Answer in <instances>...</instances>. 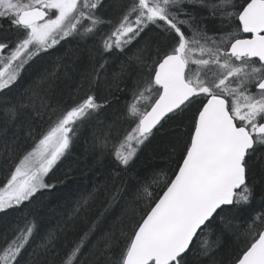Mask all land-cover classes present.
I'll return each instance as SVG.
<instances>
[{
	"label": "snow or ice",
	"instance_id": "snow-or-ice-1",
	"mask_svg": "<svg viewBox=\"0 0 264 264\" xmlns=\"http://www.w3.org/2000/svg\"><path fill=\"white\" fill-rule=\"evenodd\" d=\"M189 4L206 8L229 24L238 23L218 37L209 36L186 9ZM102 6V0H0V18L8 19L21 32L15 47L0 59V93L16 82L26 64L60 40L99 36V26L110 23L93 11ZM85 20L87 24L82 23ZM149 24L163 30L165 44L157 45L147 58L145 49L129 58L147 69L127 105L129 128L113 143L110 130L114 124H109V131L97 137L98 145L101 149L111 145L115 160L127 168L140 146L166 126L176 124L186 131L171 133L168 159L175 165L172 175L157 173L125 205L122 216L129 214L131 230L120 229L125 243L119 255L113 252L119 246L114 231L100 237L97 244L102 243L105 264H188L189 255L197 249L200 256L210 257L219 247V237L212 242L202 237L214 228L221 234L239 231L237 238H244L234 264H264V213L253 215L249 209L254 193L249 178L257 159L264 161V0H133L112 31L100 37L103 62L99 69L108 63L104 54L123 52ZM7 47L0 43V53ZM127 68L122 64L114 78ZM99 75L97 70L90 84ZM253 85L258 91H251ZM38 100L43 103L34 93L29 103L21 100L2 109L0 136L12 127L14 137L22 133L33 143L0 188V212L54 187L45 178L70 154L81 129L99 120L105 106L86 94L58 115H49L47 129L34 136L35 129L21 110L35 109ZM11 155V147L5 144L0 159L10 161ZM96 191L76 202L70 220L89 210ZM120 197L117 187L66 254L64 264H81L85 250L97 247L92 236ZM246 216L250 218L240 229L236 222ZM37 227L33 221L19 229L0 249V264H20L18 257ZM58 238L55 231H49L33 254L52 253Z\"/></svg>",
	"mask_w": 264,
	"mask_h": 264
},
{
	"label": "trees",
	"instance_id": "trees-1",
	"mask_svg": "<svg viewBox=\"0 0 264 264\" xmlns=\"http://www.w3.org/2000/svg\"><path fill=\"white\" fill-rule=\"evenodd\" d=\"M118 2L116 5L113 4V0H102L103 6L93 11L102 17L100 9L108 6L111 15L102 18L104 20L110 18L115 22L120 12L128 8L133 0H118ZM193 15L198 16L196 19L202 26L205 24L208 30L211 29L212 34L217 37L221 35V27L216 24L218 19L211 18L206 8H198L197 13ZM85 22L88 23L87 20ZM218 23L224 24V22ZM103 29L107 30V27ZM20 36L21 32L8 19L0 18V43L8 45L0 53V59L9 54ZM84 37H76L81 41L78 43L72 40L65 44L64 42L69 39L60 40L47 52L34 57L25 65L16 82L0 93V97H3L0 99V117H2L4 107L10 104L18 105L21 100L29 103V98L33 97L34 93L43 98V103L37 101L35 109L29 107L21 110L26 114V122L35 129L34 136H38L47 129L51 123L48 119L49 115H58L60 110L84 98L86 94L94 95L98 103L105 105L99 120L92 121L91 128L78 141V149L74 154L75 159L63 157L52 174L46 178L47 182L53 184L54 187L42 190L30 201L18 207L0 212V249L4 248L7 241H10L28 222L34 221L38 226L30 244L18 257L20 264H64L66 254L103 210L112 191L117 187L121 189L119 203L105 214V219L98 226L91 242L97 244L105 232L114 231L119 240V246L114 247L113 252L119 255L125 243V239L120 236V229L123 227L125 231L130 232L131 230L129 214L122 216L125 205L134 198L137 190L145 183H150L157 173L167 171L169 176L172 175L175 165L168 159L172 143L171 133L176 130L186 131L183 127L177 129L176 124L166 126L140 146L127 168L119 165L115 160L111 145L108 149H101L97 137H102L106 131H109V124H114L110 130L113 143L122 139L129 128V121L125 118L127 105L133 100V91L147 75L146 68L138 66L129 58L139 49H145L144 56L147 58L154 52L157 45L164 46L166 34L162 29L149 24L141 36L123 52L117 50L110 56L107 53L104 54V59L108 60L104 69H99L100 63L103 62L101 55L99 57L94 55L92 58L86 54L87 49L92 45L94 49L96 45V54L103 51L102 45L98 43L99 38ZM145 45L148 47L145 48ZM122 64L128 65L126 73L114 78V74L120 71ZM97 70L100 72L99 79L96 83L90 84ZM251 91H257L255 85L251 87ZM228 99L231 100L230 97ZM53 109H56V112H53ZM184 123L186 124L187 120ZM3 127L4 121L0 118V129ZM15 131L12 127H8L7 133L0 136V149H3L5 144L12 149L10 161L0 159V188L6 184L13 165L19 162L27 150H30L33 143L22 133L14 137ZM249 180L254 189L249 209L253 215L264 213V161L257 159ZM94 190L97 191L95 199L89 203V210L82 213L80 218L70 220L69 215L76 202L89 193H93ZM159 190V187L155 188L157 193ZM249 218L246 216L236 222L240 229L244 227L245 220ZM49 231H55L59 237L55 250L47 256L34 255L33 250L39 251L37 245ZM238 236L239 231L221 234L219 228H214L211 233H205L202 239H207L209 242L219 237V247L210 257L200 256L199 249H197L189 255L188 264H234L237 252L244 245V238L241 236L238 239ZM101 248L102 243L97 244V247L91 251L86 249V255L82 257L81 264H105Z\"/></svg>",
	"mask_w": 264,
	"mask_h": 264
},
{
	"label": "rangeland",
	"instance_id": "rangeland-1",
	"mask_svg": "<svg viewBox=\"0 0 264 264\" xmlns=\"http://www.w3.org/2000/svg\"><path fill=\"white\" fill-rule=\"evenodd\" d=\"M107 1V0H106ZM108 1H110V0H108ZM114 1V3L113 4H116V5H118V0H113ZM127 1V0H126ZM109 5V4H108ZM126 5V4H125ZM124 5V6H125ZM124 6H123V8H124ZM185 7H188V8H190V10L188 9V8H186L188 11H190V12H192V14H196L197 13V11H198V8H200V6H198V5H191V4H189V5H185ZM122 9V8H121ZM126 9H127V7L124 9V10H122L121 12H120V16L118 17V19L117 20H115V22H113V20L112 19H110V18H108L106 21H110V23H104V24H102V25H100L99 26V30H100V35L99 36H97V38H99V40H98V43H100L101 44V39H100V37L101 36H107L111 31H112V29H113V26L114 25H116L117 24V22H118V20L121 18V16H123V14L125 13V11H126ZM192 9H193V11H192ZM196 9V10H195ZM100 15L102 16V17H108V16H110L111 15V12H110V10H109V7L108 6H105L104 8H101L100 9ZM198 16H196V18H197ZM211 18H213V19H218L217 21H216V24H218L219 25V27H221L220 29H221V34H223L224 32H227V31H230V30H233L234 28H235V21L233 22L234 23V25L232 26V24H229L228 23V21H226V20H224V21H222L221 19H220V17L219 16H212L211 15ZM199 19H200V17H199ZM200 21H202V20H200ZM199 23L200 24V22H199V20H195V23ZM218 22H224V24L223 25H221L220 23H218ZM82 23H84V24H87V22H85V21H82ZM114 23V24H113ZM200 26L202 27V28H204L205 29V31L208 33V35L209 36H215V34H212V31H211V29H207V27H206V25L204 24V26H202L201 24H200ZM105 27H107V30H104L103 28H105ZM69 40H67V39H65V40H67V41H65L64 43L66 44L67 42H70V41H72V40H74V42L75 43H78L80 40L79 39H77L76 37L75 38H68ZM84 39H85V37H84ZM64 41V40H63ZM81 42V41H80ZM80 44V43H79ZM92 49V50H91ZM88 51H87V55L88 56H90V57H92L93 58V56L94 55H96L97 57H99V53L97 52V54H96V45H95V49H94V46L92 45V47H89L88 49H87ZM192 67H195V66H192ZM258 91V90H257ZM83 97V96H82ZM84 98H82V99H80L79 101H76L75 103H73V104H71V105H69L67 108H69V107H71V106H73L74 104H76L77 102H80V101H82ZM92 121H94V120H92ZM91 121V122H92ZM91 122L85 127V128H83V129H81V131H80V134H79V136L75 139V142H74V144H73V146L71 147V149H70V154L69 155H66V157H65V159H68L69 157H70V159H75L74 157H75V153H76V150L78 149V145H79V140L86 134V131L88 130V129H90L91 128ZM58 163H59V161H58ZM57 163V164H58ZM57 164L54 166V168L57 166ZM54 168L52 169V171L49 173V176L52 174V172L54 171ZM48 176V177H49ZM48 177H46V178H48ZM45 178V179H46ZM46 181H47V179H46ZM45 190V189H44ZM42 191V190H41ZM40 191V192H41ZM37 193H39V192H37ZM36 193V194H37ZM26 202V201H25Z\"/></svg>",
	"mask_w": 264,
	"mask_h": 264
},
{
	"label": "water",
	"instance_id": "water-1",
	"mask_svg": "<svg viewBox=\"0 0 264 264\" xmlns=\"http://www.w3.org/2000/svg\"><path fill=\"white\" fill-rule=\"evenodd\" d=\"M245 37H250L251 38V35L250 34H247V33H242ZM163 123V122H162ZM159 127V126H158ZM155 131V129L153 130Z\"/></svg>",
	"mask_w": 264,
	"mask_h": 264
}]
</instances>
